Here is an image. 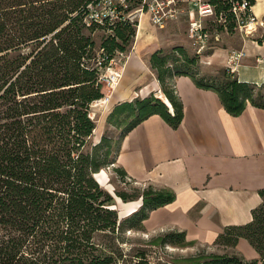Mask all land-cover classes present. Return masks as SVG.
<instances>
[{
    "label": "trees",
    "instance_id": "16d2710c",
    "mask_svg": "<svg viewBox=\"0 0 264 264\" xmlns=\"http://www.w3.org/2000/svg\"><path fill=\"white\" fill-rule=\"evenodd\" d=\"M90 2L97 0H0V264H152L146 248L130 262L121 235L144 229L149 212L175 193L150 185L133 194L115 189L123 202L141 199L135 211L120 217L115 196L95 177L115 163L119 144L108 135L91 142L96 124L90 106L103 97L105 70L116 54L128 53L138 22L121 15L106 16L102 23L88 19ZM211 2L215 16L227 21L222 26L232 31L229 1ZM99 30L106 34L98 41ZM256 40L264 41V33ZM198 61L183 45L150 54L149 65L172 112L153 92L116 104L108 122L126 125L120 141L152 114L179 125L183 105L174 78L180 75L217 92L230 114H240L248 103L264 108V84L239 81L228 66L200 73ZM113 170L127 179L121 167ZM259 194L252 219L226 226L214 240L224 252L170 263L257 264V258L247 259L235 248L245 238L264 264V188ZM188 243L184 230L147 242Z\"/></svg>",
    "mask_w": 264,
    "mask_h": 264
},
{
    "label": "crops",
    "instance_id": "0c3cea01",
    "mask_svg": "<svg viewBox=\"0 0 264 264\" xmlns=\"http://www.w3.org/2000/svg\"><path fill=\"white\" fill-rule=\"evenodd\" d=\"M252 9L262 19L264 0H256ZM146 15V21L138 22L131 50L115 70L120 77L111 87L112 105L152 92L163 95L149 56L165 48L164 33L172 31L173 20L157 31ZM235 51L243 52L233 66L238 80L264 84V41L258 42L253 33H242L235 44L224 40L203 55L213 67L230 66ZM174 87L183 105L179 125L172 127L158 114L148 116L122 137L115 165L136 185L175 193L172 201L149 212L143 220L146 230H184L187 239L211 245L226 226L249 222L252 209L261 202L264 108L248 103L240 114H230L217 92L198 87L187 75L175 77ZM119 204L117 209L125 216L140 206L141 199H120ZM235 248L261 264L258 252L245 238H239Z\"/></svg>",
    "mask_w": 264,
    "mask_h": 264
},
{
    "label": "rangeland",
    "instance_id": "374dc122",
    "mask_svg": "<svg viewBox=\"0 0 264 264\" xmlns=\"http://www.w3.org/2000/svg\"><path fill=\"white\" fill-rule=\"evenodd\" d=\"M179 4L182 8H184V10L177 20L171 21L172 31L168 32L167 34L164 33L165 37L163 38H166V43H167L164 44V47L169 48L175 45L184 44L183 46L188 50L190 54H197L193 48L191 39L188 36V28L191 20L190 14H188V10L193 8V2L192 0H182L179 2ZM194 13L196 12L194 11ZM146 17H147L146 14H142L140 20H142V22L143 19L146 21L145 19ZM260 17L264 19V15ZM225 22L223 18L221 19L215 15L205 18L203 21L205 29L210 34V37L208 39V47L204 50L202 54L200 55L197 54L199 56L198 64L200 68L199 69L200 73L207 72L213 69V65H210L207 62V60H205L206 57H204V55L208 53H212L215 47L220 45L224 40H229L232 44H235L236 40H238L241 37V34L243 33L238 28H235V26L233 27L232 31L230 32L227 31V29H225L222 26L223 24H225ZM135 28H136L135 35L133 36L130 42L129 50L127 52L131 50L133 43L135 41L137 27L135 26ZM154 28L157 31H160L163 30L165 27L160 28L155 26ZM262 33H264V25L262 26L259 25L253 34L255 38H260ZM104 34H106V31L104 30L97 31L96 39L99 41L100 37ZM126 54L127 53H124V56H120L119 54H116L111 64L106 68L104 75L109 76L111 74V71H115L118 68V66L120 67L124 61L123 59ZM111 89H112L111 85L107 81H105L103 97L93 102L92 105L90 106V115L95 120V124L97 128L96 132L92 133L91 142H97L103 135H108L113 138L117 146L120 142L119 140L120 134L122 133L126 125H121L120 127H116L108 122L109 112L114 108L115 105H112V102L109 99V97L106 102L105 101L103 102L102 99H104L105 96L110 95ZM115 166H116L115 163L111 164L110 166L101 169L97 175L101 177L100 184L115 196L116 204L114 205V207L117 208L120 207L119 204L120 198L115 195V189L125 190L128 193L133 194L141 190L143 187L136 185L135 183H133L131 180L128 179H124L125 181H123V179H121L120 176L113 170V167ZM170 231H174V230H146L145 228L140 230H134V229L125 230V232L122 233L123 235H121L124 240L122 241V246L125 252L131 254L132 259L130 262H133L135 260L134 255L138 250L142 248L147 249L148 258L151 260L152 264H171L170 260L172 259H175L177 263H184L186 257L197 256L198 254L201 253L223 252V247L221 245H216V244L209 245L201 241L191 240L187 238L186 240L189 241V243L184 246H177L171 244H164L162 246L159 245L157 246V245L147 244V242L152 238H155L160 234Z\"/></svg>",
    "mask_w": 264,
    "mask_h": 264
},
{
    "label": "built area",
    "instance_id": "2783aa9c",
    "mask_svg": "<svg viewBox=\"0 0 264 264\" xmlns=\"http://www.w3.org/2000/svg\"><path fill=\"white\" fill-rule=\"evenodd\" d=\"M182 0H97L90 2L88 7V19L102 23L104 17L118 18L120 15L130 21L139 22L142 14H148L150 22L163 28L170 20H175L183 12L179 2ZM230 3V12L233 15L235 28H238L245 34H252L258 26L264 25V20L259 19L253 12L252 5L248 0H228ZM193 8L189 10L191 17L188 36L191 39L193 48L197 54H202L208 47L210 34L205 29L203 21L205 18L215 15L214 5L211 0H192ZM194 11L196 13H194ZM219 18H223L219 16ZM124 56V53H119ZM243 55L242 51L231 53L229 58L230 66L238 62ZM120 73L111 71L109 76L103 75V81H107L111 87L119 80ZM109 96H105L107 100Z\"/></svg>",
    "mask_w": 264,
    "mask_h": 264
},
{
    "label": "bare ground",
    "instance_id": "6f19581e",
    "mask_svg": "<svg viewBox=\"0 0 264 264\" xmlns=\"http://www.w3.org/2000/svg\"><path fill=\"white\" fill-rule=\"evenodd\" d=\"M259 2H260V1H259ZM255 12H256V11H255ZM158 96H159V98H161L162 100H164V101L167 102V99H166V97H165L164 95L159 94ZM107 100H108V99H107ZM107 100H106L105 98L102 99L103 102H104V101L106 102ZM96 130H97V128L95 127L93 133L96 132ZM97 177L99 178V180H101V177H100L99 175H97Z\"/></svg>",
    "mask_w": 264,
    "mask_h": 264
},
{
    "label": "water",
    "instance_id": "95a60500",
    "mask_svg": "<svg viewBox=\"0 0 264 264\" xmlns=\"http://www.w3.org/2000/svg\"><path fill=\"white\" fill-rule=\"evenodd\" d=\"M97 174H98V173L95 174V177H96L97 181L100 183V180H99V178L97 177ZM140 205H141V204H140ZM119 216L122 217L123 215H121V214L119 213Z\"/></svg>",
    "mask_w": 264,
    "mask_h": 264
}]
</instances>
